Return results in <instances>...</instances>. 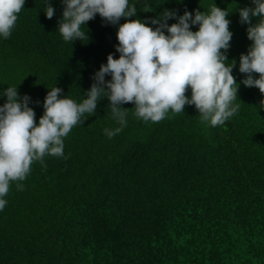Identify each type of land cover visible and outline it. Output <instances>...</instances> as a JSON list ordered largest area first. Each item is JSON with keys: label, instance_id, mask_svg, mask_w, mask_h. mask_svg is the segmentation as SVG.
I'll return each mask as SVG.
<instances>
[{"label": "trees", "instance_id": "obj_1", "mask_svg": "<svg viewBox=\"0 0 264 264\" xmlns=\"http://www.w3.org/2000/svg\"><path fill=\"white\" fill-rule=\"evenodd\" d=\"M49 2L52 19L46 0H25L11 36H0V106L15 86L30 97L37 123L55 86L81 103L108 54L119 58V23L139 18L155 28L151 20L165 9L194 16L216 4L229 12L226 55L236 61L240 108L213 127L194 105L152 122L122 104L127 124L108 138L104 130L120 125L105 91L64 138L63 157L46 155V168L35 161L25 180L11 183L0 210V264H264V94L239 71L252 43L239 9L252 0H129L135 16L112 25L97 14L81 25L86 38L73 42L58 28L63 0Z\"/></svg>", "mask_w": 264, "mask_h": 264}, {"label": "clouds", "instance_id": "obj_2", "mask_svg": "<svg viewBox=\"0 0 264 264\" xmlns=\"http://www.w3.org/2000/svg\"><path fill=\"white\" fill-rule=\"evenodd\" d=\"M254 7L239 9L240 22L248 24L247 37L252 41L247 53H241L239 71L246 74L242 83L257 87L264 94V0H252ZM25 0H0V36L7 39L16 25ZM64 10L59 32L65 41L82 40L86 34L81 25L97 14L109 24L136 15L137 8L129 0H63ZM55 9L46 0L45 14L52 19ZM229 12L213 4L208 12L184 11L176 17L174 11L164 12L151 20L153 28L144 20L125 19L119 23L116 51L107 56L93 76L86 98L77 103L61 96L62 89L49 90L43 102L44 112L36 122V113L29 106L30 97H20L17 86L7 87L6 102L0 106V210L7 204L12 182L23 181L31 172V165L39 161L46 168L44 157L64 156V138L74 126L83 123L85 114L92 115L102 93L107 91L111 112L120 127L105 129L112 138L126 126L129 108L144 121L160 122L172 113L184 112L185 105H194L201 122L213 127L223 125L240 108L234 104L238 84L232 74L236 61L228 62L233 33L229 29ZM176 17L169 25L167 20ZM258 17L253 23L252 18ZM191 25H198L192 31ZM164 29L167 30L165 34ZM89 39V37L87 36ZM258 74V78L253 74ZM111 79L106 80L105 76ZM191 89V98L186 93ZM23 190L22 184H17Z\"/></svg>", "mask_w": 264, "mask_h": 264}]
</instances>
